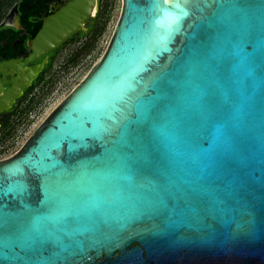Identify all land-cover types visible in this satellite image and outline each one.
Here are the masks:
<instances>
[{"label": "water", "instance_id": "95a60500", "mask_svg": "<svg viewBox=\"0 0 264 264\" xmlns=\"http://www.w3.org/2000/svg\"><path fill=\"white\" fill-rule=\"evenodd\" d=\"M95 1L0 60V112ZM17 7L0 26L24 29ZM0 264H264V0H122L101 59L0 160Z\"/></svg>", "mask_w": 264, "mask_h": 264}, {"label": "rangeland", "instance_id": "374dc122", "mask_svg": "<svg viewBox=\"0 0 264 264\" xmlns=\"http://www.w3.org/2000/svg\"><path fill=\"white\" fill-rule=\"evenodd\" d=\"M1 1V0H0ZM18 0L0 9V25ZM122 9V0H101L96 15L52 55L13 107L0 113V160L15 154L33 131L101 59ZM33 64V63H32ZM31 64V65H32Z\"/></svg>", "mask_w": 264, "mask_h": 264}, {"label": "trees", "instance_id": "16d2710c", "mask_svg": "<svg viewBox=\"0 0 264 264\" xmlns=\"http://www.w3.org/2000/svg\"><path fill=\"white\" fill-rule=\"evenodd\" d=\"M13 0H1L0 1V9L4 7V5L12 4ZM34 0H18L19 9L22 12V21L25 23V25L29 28V33L26 35L20 37L21 30L16 29L15 27H9V26H0V59L5 58H11L14 56H17V51L19 48L24 51L26 49L25 41L28 38L34 37L36 34L38 28L40 27V23H31V21H28L30 16L38 15L39 11H32L29 12L30 4ZM22 39V43L15 45L14 42L16 39ZM7 42V46H4V42Z\"/></svg>", "mask_w": 264, "mask_h": 264}, {"label": "flooded vegetation", "instance_id": "af4514ba", "mask_svg": "<svg viewBox=\"0 0 264 264\" xmlns=\"http://www.w3.org/2000/svg\"><path fill=\"white\" fill-rule=\"evenodd\" d=\"M66 2V0H34V1H32V3L30 4V9H29V12H32V11H39V14L38 15H33V16H30L29 17V19H28V21H31V23L33 22V23H37V22H39L40 23V27H41V25H42V22H43V18L45 17V16H47V15H49V14H51V13H53L55 10H57L61 5H63L64 3ZM100 2H101V0L99 1V5H100ZM98 9H99V7H98ZM17 14H18V18H19V20H20V22H21V24L23 25V27H24V29H18V30H21V32H20V37H22V36H24V35H26L27 33H29V28L25 25V23L22 21V12H21V10L19 9V4H18V7H17ZM6 26V25H5ZM7 26H9V27H14V26H12V25H7ZM40 27L38 28V30L40 29ZM17 29V28H16ZM37 30V31H38ZM37 33V32H36ZM32 38V37H31ZM30 38H28L26 41H25V44L27 43V41L29 40ZM22 43V39H20V38H18V39H16L15 40V42H14V44L15 45H17L18 46V44H21ZM4 46H7V42L5 41L4 42ZM55 50V49H54ZM54 50H52V51H50L47 55H45V56H47L48 58L52 55V52L54 51ZM28 51V48H27V46H26V49L24 50V51H22L20 48H19V50L17 51V53H18V55L17 56H19V55H21V54H24V53H26ZM44 56V57H45ZM15 57V56H14ZM43 57V58H44ZM42 58V59H43ZM0 60H2V59H0ZM49 59L47 60V62L46 63H49ZM45 63V64H46ZM35 64H37V62L36 63H33L32 65H35ZM44 68V67H43ZM42 71H43V69H42ZM41 73V72H40ZM40 73H39V75H40ZM38 75V76H39ZM0 76H1V74H0ZM37 76V77H38ZM36 77V78H37ZM36 78L33 80V83H34V81L36 80ZM33 83L31 84V85H33ZM30 85V86H31ZM28 88V87H27ZM27 88L24 90V92L23 93H25V91L27 90ZM23 95V94H22ZM18 100V99H17ZM16 100V101H17ZM16 101L14 102V104L16 103ZM13 104V105H14ZM13 107V106H12ZM11 107V108H12ZM10 108V109H11ZM9 110V109H8ZM6 111V110H5ZM4 112V111H3ZM0 113H2V112H0Z\"/></svg>", "mask_w": 264, "mask_h": 264}, {"label": "bare ground", "instance_id": "6f19581e", "mask_svg": "<svg viewBox=\"0 0 264 264\" xmlns=\"http://www.w3.org/2000/svg\"><path fill=\"white\" fill-rule=\"evenodd\" d=\"M97 11H98V0L95 1V6L93 9V15H96ZM41 67H42V65L40 66V68ZM40 68H35L31 71V73L29 74V75H31V79L38 74ZM29 83H30V80H28L26 84H29Z\"/></svg>", "mask_w": 264, "mask_h": 264}, {"label": "snow or ice", "instance_id": "6c2138e0", "mask_svg": "<svg viewBox=\"0 0 264 264\" xmlns=\"http://www.w3.org/2000/svg\"><path fill=\"white\" fill-rule=\"evenodd\" d=\"M165 2H167V0H165Z\"/></svg>", "mask_w": 264, "mask_h": 264}]
</instances>
